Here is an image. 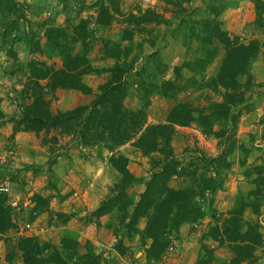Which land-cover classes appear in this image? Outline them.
<instances>
[{
	"label": "rangeland",
	"instance_id": "1",
	"mask_svg": "<svg viewBox=\"0 0 264 264\" xmlns=\"http://www.w3.org/2000/svg\"><path fill=\"white\" fill-rule=\"evenodd\" d=\"M225 1L228 3L238 1V4L235 6L227 4L228 6H225L217 17H213L210 12L212 9L220 8L219 5L214 4V0L18 1L20 4H26V7L22 9L24 18L33 22L41 23L49 17L55 25L66 28L67 23L75 25L78 20L84 21L87 34L84 44L88 50V58L94 56L92 60L89 59L94 69L110 68L114 64L110 57L122 56L126 52L124 49L130 50L129 59L134 58L133 71L135 73L131 71L132 74L128 73L129 75L125 76L130 87L126 105L129 108L147 107L148 124L164 123L168 111L175 104L183 102L197 110L204 108L203 115H210L213 111L212 104H222L224 100L222 98L224 91L220 87L213 89L209 81L216 76L226 55V47L247 46L250 43L255 45L257 53L250 62L247 75L238 78L242 101L231 109L233 116L239 113L235 131L237 148L227 157L229 169L221 170L222 187L212 193H206V200L202 202L206 216L201 221L192 224L194 236H197L195 243L199 244L196 264H229L233 258L232 253L225 246L207 238L206 233L228 217L227 215L239 199L248 202L249 193L256 189L253 182L258 179L257 174L264 177V0ZM146 10H152L158 14L156 21L159 22L162 17V21H166L173 27L172 31L168 29L167 32L170 31L177 42H173L169 51H165L167 50L165 42L163 46L158 47V50H164L165 53L156 52L157 56L152 58L148 56L152 54L151 47L155 44L154 37L158 34L155 27L160 23H144L143 16ZM130 14H133L134 18H130ZM189 26L193 28L192 32L194 31L195 35L188 47L186 46V51L182 47V40L187 38ZM24 27L31 30L29 24L22 22V26L18 28L22 38L25 32ZM68 31L71 32L70 29ZM11 32L13 33L12 30ZM32 32L39 38L43 35V30L35 26L32 27ZM0 33H2L1 29ZM122 34L133 38L131 41H121ZM27 39L26 37L25 42L14 44L16 62L8 57L5 51L0 50V107L6 119L16 116L24 105L31 103L30 86H25L29 80L30 70L27 66L29 63L45 64L55 69L62 68V59L58 51L46 47L42 39L40 54L32 52L31 43ZM213 49L216 51L215 58L206 66L203 63L207 56L205 50ZM81 50L79 42L75 46V51L80 52ZM108 77L107 74L104 82ZM166 81L173 83H166ZM45 83V81H40V87H43ZM97 88L88 94L93 95V99L97 94ZM66 91L56 89L50 92L44 89L45 98L53 113L67 111L69 107L81 102L76 97L78 92ZM162 93L172 98L165 99L160 96ZM220 119L218 118L213 130L225 132L231 126L230 120L226 122ZM21 133L30 134L34 140L30 143L31 149L24 148L19 151L21 155H15L16 149L13 144L11 146L6 144L12 143V135L3 140V145L0 141V185L7 186L10 192L9 196H4L6 200L3 206L7 208L11 220V228L0 232V264H22L20 248L26 247V243L36 244L39 248V255L45 258L52 257L53 254L58 255L59 258L71 256L66 260L68 264H78L77 256L86 252H91L98 258L99 264H151L152 261L145 259V249L149 241L142 243L137 235H132L130 240L126 241L128 246L125 245L121 262L110 250L98 251L92 247L90 242L84 244L78 241L80 235H78V230L80 228L84 230L87 225L85 223L95 219L93 216L96 215L94 212L97 209L90 211L88 205L96 204L95 202L100 200L98 204L100 207L116 194L119 175L108 162V158L118 154L125 156L128 159V171L141 180L127 189V194L132 197L134 203L138 201L139 195L136 194L138 186L142 185L144 191L145 181L150 175L149 159L143 157L129 144L118 148L113 154L103 148L78 150L72 146L74 148L71 159L67 160L64 156L67 153L59 150V157H62L61 165L55 166L59 157L55 156L54 151L59 148L58 146L66 148V144L70 142L68 136L64 137L55 130L50 131L48 137L42 132L39 135L31 132ZM50 137L57 138L58 141L60 140L59 143L58 141L52 144L44 143V141H50ZM224 141L225 135L221 136V139L215 138L213 135L204 134L198 124H191L188 127L176 128L172 147L176 160L181 162L183 151L194 148L207 156L215 157L224 149L225 145L222 144ZM220 142H222L221 145H219ZM40 149L45 151V156L41 165H35L39 168L29 171L27 167L23 173L24 168H14L17 164L15 157L26 158L28 151L37 152ZM189 155L187 154L186 160ZM78 163L86 168L83 171H77ZM102 167H104L103 175L91 177L94 173L91 171L93 168L100 171ZM82 172H84L83 176ZM38 180L42 187L34 192L35 182L37 183ZM169 185L173 189L184 187L183 180L178 178H173ZM260 190H262V201L259 215L254 216L247 208L244 212V219H256L259 222L262 245L255 252V261L241 264H264V190L262 188ZM85 191L87 196L84 195ZM61 192L67 194L62 195ZM11 200L17 201L19 207L13 208L10 205ZM25 202H27L26 206ZM34 205L38 206L41 212L36 211L37 214H35L32 209ZM77 210L86 213L82 214L79 219L77 217L79 222L76 218L71 222V217L77 214L75 212ZM108 216V223L111 226H119V218L121 219L119 212L113 211ZM145 222L144 218L140 219L136 224L137 229H143ZM28 224H31L30 229L27 228ZM64 226L68 228L65 230L71 232L72 235L69 234L71 237H63ZM204 228H207V231L202 233L201 230ZM81 232L84 234V231ZM119 236L114 235L113 237L120 238ZM172 238L161 257L169 254L171 264L186 262L182 253L196 244L180 242L179 233L177 238L174 239V235ZM24 239L27 242L19 244L20 240ZM113 244L112 248L116 251L117 241ZM182 244L183 246H180ZM179 249L182 253H177ZM207 252L212 255L209 261L206 259ZM115 253L118 255L117 252ZM140 258H143V263H140Z\"/></svg>",
	"mask_w": 264,
	"mask_h": 264
},
{
	"label": "trees",
	"instance_id": "2",
	"mask_svg": "<svg viewBox=\"0 0 264 264\" xmlns=\"http://www.w3.org/2000/svg\"><path fill=\"white\" fill-rule=\"evenodd\" d=\"M18 1L0 0V29L2 31L0 50L5 51L8 57L16 62L14 44L25 42L27 37L31 43V51L40 54V42L43 39L46 47L59 52L62 68L55 69L45 64L29 63L27 65L30 70L29 80L25 86H30L31 103L24 105L16 116L8 119L0 107V128L10 124L12 136L21 132H31L35 135L42 132L48 137L50 131H59L62 136H68L70 142L66 144L65 149L58 146L59 148L54 151L57 157L60 156L59 150L66 154L72 146L78 150L103 148L113 154L118 148L129 144L143 157L149 159L150 175L145 181L144 191L139 194L138 201L134 203L132 197L127 194V189L141 180L128 171V159L125 156L118 154L108 158V162L119 175L116 194L101 204L93 217L100 218L111 215L113 211L119 212L121 214L119 226H111L108 223L114 235L116 237L120 235L116 252L122 256L125 251L123 239L130 240L132 235H137L142 243L149 241L145 249V259L147 261L158 260L170 245L172 235L174 239L177 238L182 225L194 224L206 216L202 204L206 200V193H212L222 187L221 170L229 169L227 157L237 148L235 131L239 113L233 116L231 109L242 101L238 78L247 75L250 62L257 53L255 45L250 43L247 46L226 47V55L219 70L216 76L209 81L213 89L220 87L224 91L222 94L224 100L222 104H212L213 111L210 115H203L204 108L197 110L183 102L175 104L168 111L164 123L148 124L147 107L131 109L126 105L130 87L125 76L134 69V58L129 59L130 50L124 49L126 52L122 56L110 57L114 61L110 68L94 69L90 65L88 50L84 44L87 35L84 21L78 20L75 25L67 23L66 28L55 25L49 17L41 23L33 22L24 18L22 9L26 7V4H20ZM214 1V4L219 5L220 8L210 10L213 17L219 16L225 6L238 4V1L230 3L225 0ZM129 17L134 18L133 14ZM156 18L158 14L152 10H146L143 22L168 24L162 21V17L159 22ZM22 22L31 26L30 31L28 27H24L23 38L18 31ZM33 26L43 30L40 38L32 32ZM69 29L71 32L68 31ZM192 30L193 28L189 26L187 38L182 40V47L185 50L195 35ZM171 37L174 38V35ZM132 38V36L122 34L121 41H131ZM79 42L82 50L76 52L75 46ZM208 46L211 47L210 44ZM205 54L207 56L203 63L207 66L215 58L216 51L214 49L205 50ZM154 56H157L156 52L148 57ZM200 63L202 64V60ZM102 73H107L109 77L106 82L98 86L97 94L89 104L56 113L50 110L44 89L50 92L62 89L88 95L92 93V89L83 82V77ZM40 81L46 82L43 87H40ZM166 83L173 82L166 81ZM160 96L165 99L172 98L166 93ZM218 118L226 122L230 120L231 126L225 132L213 130ZM191 124H198L204 134L213 135L215 138L221 139V136L225 135V141L219 143V145L221 143L225 145L224 149L215 157L207 156L199 152L197 148L184 150L181 162L177 161L172 147L176 128L188 127ZM57 141V138L50 137V141H44V143L52 144ZM187 154H190L188 160H186ZM257 175H259L258 179L253 182L256 189L249 193L248 202L239 199L227 215L228 217L206 233L207 238L225 246L232 253L233 258L229 264L255 261V252L262 245L259 222L256 219H244V212L247 208L254 216L259 215L262 201L260 188L264 190V177L261 174ZM173 178L182 179L184 187L171 188L169 183ZM4 196L6 197L5 194L0 193V232L11 228L9 213L3 206L6 200ZM32 209L35 214H37L36 211L41 212L36 205ZM143 218L146 220L144 228L138 230L136 224ZM69 234L71 232L63 231V237H71ZM26 242V239L20 240L19 244ZM20 250H22V264H68L66 260L71 258V256L59 258L54 254L52 257L46 256L48 258H45L39 255V248L36 244L26 243V247H21ZM206 256L207 261L212 259L210 252H207ZM77 261L78 264H99L98 258L91 252L78 255Z\"/></svg>",
	"mask_w": 264,
	"mask_h": 264
},
{
	"label": "crops",
	"instance_id": "3",
	"mask_svg": "<svg viewBox=\"0 0 264 264\" xmlns=\"http://www.w3.org/2000/svg\"><path fill=\"white\" fill-rule=\"evenodd\" d=\"M166 18H167V16H166ZM155 28H156V32L158 34H156V36L154 37L155 44L152 45L151 52H152V54H153V52L165 53V51H169V48L173 45V42L177 43L175 41V39L172 38L171 35H170V31H172L173 27H171L168 24H160V25H157ZM168 29H170L169 32H167ZM165 32H166V35H165ZM165 42H166L167 50H165V51L164 50H158V47H160L161 45L163 46V44ZM145 47H146V45L144 46V49H145ZM93 57L94 56H92V57L89 56V59L92 60ZM109 63H111V62H109ZM132 73H135V71H133ZM132 73H130V74H132ZM106 78H107V74L106 73H102V74H99V75L90 74V75H86V76L83 77V82L87 86H89L92 90H95L98 85L103 84V82L105 81ZM73 92L76 93V91H73ZM76 97H77L78 100H81V102L79 104H77L76 106L87 105L93 100V95H84V94H81L79 92H78V95ZM76 106H71L67 110L73 109ZM131 109H137V107L136 108L132 107ZM63 111H65V110H63ZM0 133H1L0 134V141H1V144L3 145V142H4L3 140L5 138H8L10 135H12L11 125L10 124H6V125L2 126L0 128ZM31 141H34V140H33V136H30V134L17 133L15 135H13L12 143H6V144L10 145V146H11V144H13L15 146L14 149H16L15 155H21L19 153L20 150H22L24 148L31 149V147H30ZM37 146L39 147V144ZM73 148L74 147H72L67 152V154L64 155L67 160L71 159L70 156L72 155ZM12 152H13V150L11 151V153ZM44 154H45V151L40 149L37 152H29L28 151V156H26V158H23L22 156H17V157L14 158V160L17 161V164H15L14 168L15 169L24 168V171H22V173L25 172L27 167L29 168L28 169L29 171H31L32 169H37L39 167H37L35 165H38V164L41 165L43 163L44 156H45ZM3 158L4 157L2 156V159ZM60 159H62V157L58 158V161L55 163V166L61 165ZM13 164H14V162H13ZM102 164H105V163H102ZM77 165H78L77 166V171H83V169L86 168L81 163H78ZM103 169H104V167H102V169H100V171H99V170H96V168H93L91 171L94 172V173H92L91 177L95 178V177H99L100 175H103ZM12 171H15V170H12ZM83 174H84V172L81 173L82 176H83ZM81 175H80V177H81ZM84 177H88V176H84ZM92 182L94 183V181H92ZM40 187H42V185H41V183H39V180H38L37 183L35 182V188L33 189V191L34 192L38 191L40 189ZM142 192H143V186L139 185L138 186V192L136 194L139 195ZM55 193H56V191H55ZM63 193L61 192L62 195L67 194L66 192H65V194H63ZM59 194H60V192H59ZM84 195L87 196V192L86 191H85ZM99 201L100 200L96 201L95 202L96 204L93 203L92 205H88L89 206L88 210H90V211L96 210L98 208ZM86 205H87V203H86ZM75 212H77V214L74 215L73 218L71 217V220L74 219V218H76V220H77V217L79 219V217H81L82 214L86 213V212L81 213L80 210H77ZM108 219H109V216L105 215L104 217L95 218V219H92L91 221H88V223H85L87 225H86V227H84V230L83 229L81 230V228L78 230V235L80 234L79 238H78V241H81V243L83 242L84 244L87 243V242H90L92 247H94L98 251L99 250L102 251L104 249L110 250V251H112V253L115 254L114 256H117V260H119V262H121V260L123 258L119 254L117 255L115 253L116 251L112 248V246L114 245L113 243L118 241V238L113 237L114 236L113 235V231H112V229L110 227H108L109 226L108 225ZM73 221L74 220H72L71 222H73ZM67 224H69V222ZM63 228H64V230L68 229V228H66V226H64ZM69 228H70V226H69ZM208 229H209V227H208ZM193 230H194V228H193L192 224H184V225H182L180 227V231H179L180 242H184L186 244H189L190 242L191 243L192 242H194V243L197 242V238H196L197 236L196 235L194 236L195 233L193 232ZM81 231H84L85 235L82 234ZM206 231H207V228L206 229L204 228L203 230H201L202 233H204ZM126 241H127V239H123V243L125 245H127ZM195 244H196V246L194 245V247H193V245H192V248L190 250H186L184 253H182L181 249H179V251L177 253L181 252L183 257L185 256V260H186V262L185 261H181V264H196V258L198 256V252H199V244L198 243H195ZM180 246H183V244L180 245ZM172 253H170V255H172ZM106 256H108V255H106ZM142 259L143 258L139 259L140 263H143ZM148 264H150V263H148ZM151 264H171L170 260H169V254L164 256V257H161L157 261L156 260L152 261Z\"/></svg>",
	"mask_w": 264,
	"mask_h": 264
},
{
	"label": "built area",
	"instance_id": "4",
	"mask_svg": "<svg viewBox=\"0 0 264 264\" xmlns=\"http://www.w3.org/2000/svg\"><path fill=\"white\" fill-rule=\"evenodd\" d=\"M0 193L5 194L6 196H9V195H10L9 189H8V187L5 186V185H0ZM26 204H27V202H25L24 205L26 206ZM10 205H11L13 208H17V207H19V206H18V202L15 201V200H11V201H10ZM27 228L30 229V228H31V224H28V225H27Z\"/></svg>",
	"mask_w": 264,
	"mask_h": 264
}]
</instances>
